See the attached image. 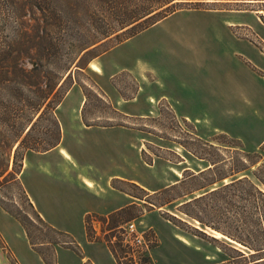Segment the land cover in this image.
<instances>
[{"label":"rangeland","instance_id":"374dc122","mask_svg":"<svg viewBox=\"0 0 264 264\" xmlns=\"http://www.w3.org/2000/svg\"><path fill=\"white\" fill-rule=\"evenodd\" d=\"M237 1L238 4L185 7L170 14L161 23L151 26L153 28L140 32L137 34L140 35L138 38L120 49L121 54L115 58V63L138 60L147 67L146 70L154 69L158 82H148L145 92L156 97L166 96V101L149 108L148 114L138 116L125 112L128 110L125 101L135 99L142 86L131 73L117 74L104 91L101 87V84H105L102 76L90 67L94 62L102 68L99 57L107 49L121 44L115 38L121 32L99 43L101 45L90 53L81 54L78 61L82 58V68L73 65L71 78L62 90L64 93L69 88L71 90L79 86L88 89L85 115L93 124L110 123L113 127L122 125L121 127L137 131L136 139L129 137L130 161L131 164H136L137 147L141 148L147 164V178L149 175L155 177L159 185L169 184L173 179L178 181L177 184L185 180L170 194L153 196L155 193L146 190L152 195L148 198L151 202L160 204L176 195L194 193L160 209L145 207L139 199L130 196L133 202L130 206H136L125 210L126 212L106 217L88 216L85 220L86 234L92 238L89 239L87 235L86 239L79 215L70 212L67 201L78 207L90 202H82L79 191L72 185L71 193L68 194L65 190L69 185L67 183H55L52 186V181L50 187H32L33 177L39 176L43 181L46 180L41 171H36L35 166H32L22 180L28 185L34 198L38 202H45L49 207L56 230L69 235L61 236L53 232L47 224H43L30 206L20 173L24 156L30 152L20 149L16 156L15 147L9 165V172L14 171L15 175L1 181L0 264H46L36 251L26 252L27 243L22 238L25 232L23 225L2 206L27 221L37 249L54 264H95L98 251L96 246H91L92 243L99 247V244H104L108 248L111 245L116 250L120 264H248L250 260L244 259L237 252L240 250L248 256L245 248L225 236L216 237L217 231L190 219L180 210V203L204 193L207 189L196 190L214 179L215 175L228 176L235 170L247 168L248 171L224 179L223 182L228 184L243 175L256 183L252 172L264 166V153L260 150L264 144V80L260 76L261 70L264 71V0ZM151 5H154V0H0V43H9L14 39L18 32V23L23 19L25 26L31 28L29 37L25 39L33 47L30 56L34 61L37 60L39 50L35 49V45L45 36L42 29L45 25L42 26L38 18H42L41 11H45L50 13L44 16L49 24L66 29L60 35L63 40L60 49L63 50L64 59H70L76 56L78 46L92 40L99 31L117 27L119 20ZM67 27L72 28L77 36L81 33L84 40L79 36L81 42L78 41L79 37L76 38L75 34L67 37ZM46 34L47 39H53L56 33L47 30ZM228 35L250 41L257 47V54H249L251 61L233 54L236 49L234 44L225 41L218 44V36ZM25 66H31L29 60H25ZM247 79H250V83L245 84ZM239 81L244 88L251 85L258 95L256 98L252 97L251 108L238 107L241 100L231 96L239 91ZM145 92L142 91V96ZM77 95L74 92L64 101L60 111L64 122L67 119L70 121V116L80 115L75 107L81 99ZM116 98L120 103L118 105L114 101ZM136 107L133 111H142ZM55 111L57 115V109ZM82 112L83 109L81 115ZM183 114L190 115V120L182 117ZM196 118L199 120L194 122ZM48 131L53 132L51 137L55 138L54 127L49 122L42 121L32 133L30 143L47 139ZM70 132L67 129V134ZM93 140L87 154L90 161L87 165L91 166L89 174L97 176L98 159L102 151L93 146ZM208 161L217 164L214 166ZM256 162L259 163L254 165ZM55 166L53 158L42 161V169H54ZM210 168L214 172H204L203 177L199 176L197 179L191 176L192 173L198 176L200 172ZM258 175L264 179V169ZM116 184L134 196L144 195L134 186ZM217 185L219 184L213 186ZM250 186L249 183L241 185V196L244 199L248 200L249 193H253ZM261 188L264 190L262 186ZM164 189L166 188L160 191ZM122 199L114 197L113 201L118 203ZM230 200L229 198L228 201ZM234 203L235 206L242 207L241 216L247 217V213H250L247 201L235 198ZM207 204L214 205L211 201H206L200 207L189 210L198 213L203 221L225 230L232 223L226 222V218L231 220L233 217H240L236 209L234 213V209H229L224 201L217 204L216 209L220 211L209 209ZM186 209L182 208L183 211ZM111 216L113 218L108 220ZM130 224L135 225V232L129 234L127 230V234L126 229ZM115 226L117 227L113 228ZM68 227L73 231L66 232L64 229ZM136 237L141 238V243L135 241ZM82 257H86L88 261L82 262ZM99 263L113 264L108 255L101 257Z\"/></svg>","mask_w":264,"mask_h":264},{"label":"trees","instance_id":"16d2710c","mask_svg":"<svg viewBox=\"0 0 264 264\" xmlns=\"http://www.w3.org/2000/svg\"><path fill=\"white\" fill-rule=\"evenodd\" d=\"M213 4H238V1L154 0V5L139 9L135 11L133 15L119 20L117 27H110L107 30L105 29L104 31H99L96 36H93L92 40H89L86 42V44L80 45L76 48V56L78 58H75V56L70 59L69 57L67 59H64L63 50L60 49L63 43V40L61 39L62 37L60 35L63 34L66 29L60 28L54 24H49L46 21V17L44 16L50 13H46L45 11L40 10L43 14V17L38 18V20L41 21V25H45H42L44 26L42 27V29H44L45 36L42 35L43 37H41L40 42L36 43L35 45L37 46L35 47V49L39 51L37 54V60L34 61V59H32V57L30 56V52L33 50V47L28 45L25 41V39L30 35L31 28L30 26L26 27L25 21H23L22 19L21 22L18 23V32L17 35L14 36V39L9 43H0V190L2 189L3 185L1 181L11 177L12 175H15L14 171L9 172L11 153L15 147H17L15 153L17 156L20 149H24L25 152L45 153L59 145L61 141V125L55 110L62 103L65 95L70 90L69 88L66 92L62 93L65 83L68 81V79L71 78L73 65L76 64V67L82 68L80 66L82 58L78 61L81 54L90 53L92 50H95L101 45L99 43L110 38L113 35H116L119 32L121 33L116 35L115 38H117V41H119L120 44L125 40L136 36L147 28H150L151 26L155 25L156 23L160 22L161 20L178 10L184 9L185 7L209 6ZM47 30L51 31V33L55 32V38L47 39ZM65 34L67 35V37L73 36V34H75L76 38L80 36L84 40V36L81 33H79V36H77V34L74 33L73 29L70 27H67V32ZM80 37L78 41L81 42ZM124 38L125 40H121ZM110 49H107L105 52ZM25 60L30 61L31 66L29 68L25 66ZM80 87L82 88L85 97L88 98V89L84 86ZM86 105L87 101L83 108L82 117L84 123L87 126L113 127V125L110 123L108 125H98L88 121L85 115ZM42 121H47L54 127L55 138L51 137V134H53V132L48 131L47 139H44L43 141H35L33 144H31L30 137ZM260 150L262 153H264V144L260 147ZM258 163L259 162H256L254 163V165H257ZM210 164L215 166L217 163L210 162ZM263 169L264 166H260L257 170L252 172V176L255 177L256 183L252 182L248 177H244L243 175L236 179H233L228 184H225L223 182L224 179L248 171L249 169L247 168H245L244 170H235L233 174L228 176L215 175L216 177H214V179L196 190L199 191L202 189H207L204 193H201L197 196H192L190 199L180 203L182 204L180 210L187 217L199 221L205 227H209L217 231V233L219 232V234L221 233V235L234 241L235 244H238L241 247L245 248L249 254L248 256H246V254H244L240 250L237 252L240 254V256H243L244 259L250 260L248 264H264V190L261 188V186L264 188V179L260 178L258 175V172L263 171ZM204 172H214V169L210 168L206 171L200 172L198 176L192 173L191 176L197 179L199 176L203 177ZM184 181H180L179 184L156 192L155 194H153V196L170 194L174 190L178 189ZM245 183L251 184L250 187H252L253 191V193H249L248 200L244 199L241 196V185ZM216 184L219 185L213 186ZM127 185L138 188L144 193V195L142 197L134 196L126 189H123L119 187L118 184L114 183L115 188L129 194L133 198L139 199V201H141L145 205V207H149L150 209L154 207L160 209L174 201H177L194 193L188 192L182 195H176L168 201L160 204H155L148 199L152 197L149 192L131 183H128ZM210 186L213 187L208 188ZM25 196L27 197L30 206L36 213L37 218L43 224H47V226L50 227L53 232L60 234L61 236L65 235L69 237V235L59 232L55 227L48 224L40 216V214L37 213L33 203L31 202L26 192ZM228 196H230V201H228ZM235 198L240 199V201H247V205L249 204L248 208L250 209V213H247V217L244 215L241 216L242 207L235 206ZM206 201H211V203H214V205H206L211 210L218 208L217 204H219L220 202L223 203L224 201L225 204L229 206V209H234V213L236 209L240 217L238 219L233 217V219L231 220L226 218V222H232L231 226L228 227L229 229L225 230L220 227H215L210 222L203 221L200 218L199 214L195 211L193 212L189 210V208L192 207H200V204H203ZM133 206L136 205H132L124 208L121 211L115 212L114 214H112V216L118 213L121 214L122 212H126L125 210H128ZM2 207L10 215L21 222L33 250L40 254L46 264H54L48 258H46V256H44L41 251L37 249V243L34 242L31 236L30 230L27 226V221L14 212L10 211L8 208H5L4 206ZM182 208L187 209L183 211ZM248 208L245 209L248 210ZM216 210L220 211L219 209ZM112 216L108 218V220H111V218H113ZM116 227L117 226L113 228ZM87 235L89 239L92 238L88 233ZM71 242L74 243V241ZM49 243L52 244L53 242ZM64 245L70 244L64 243ZM109 249L119 263V258L117 256L115 248L110 245Z\"/></svg>","mask_w":264,"mask_h":264},{"label":"crops","instance_id":"0c3cea01","mask_svg":"<svg viewBox=\"0 0 264 264\" xmlns=\"http://www.w3.org/2000/svg\"><path fill=\"white\" fill-rule=\"evenodd\" d=\"M139 36L140 35H137L121 43L117 47L107 51L101 57H99V62L102 65V68L100 66L95 65L94 62L90 64V67L96 72L100 73V76H102L103 81L105 82V84H101L103 90L106 89L105 87H108L107 85L117 74L121 72L131 73L138 80V82L142 84V86L139 88L138 94L135 99L125 101L128 109L125 112L128 115L144 116L150 112L149 108L155 107L161 101H166V96L156 97L152 93L147 94L145 92V88L147 87L146 85L148 82H158L154 69H152V71L146 70L147 67L144 66L143 63L138 60L125 61L123 64H120V62L115 63V58L121 54V52H119L120 49L123 46L130 44ZM216 41L218 42V44L219 42L224 43V41L226 43L234 44L236 46V49L233 54H236V56L238 57H245L249 61L252 60V58L249 56L251 52L257 54V47L253 45V43H251L250 41L235 39L231 35H228L226 37L218 36V38H216ZM261 71L262 75L260 76L264 80V71ZM248 83H250V79H247L245 81V84ZM237 88L239 89V91H237L235 94H231V96L234 95L236 98L241 100V103L239 104L240 106H238L237 104L236 106L240 108H251V101L253 100L252 97H258L256 91L252 89L251 85H249V88H244L243 84H241L240 81L237 83ZM248 89H250L249 92ZM142 91L145 92L143 93V96ZM74 92H77V98H81L79 104L77 103V105L75 106L78 108V111H80V115H77L76 117L70 116L71 120L69 121L67 119L64 122L60 116V111L64 106V101L67 100V98H69ZM117 99L118 98L114 99V101L118 105L120 103ZM85 101L86 98L80 86L78 88H71L63 102L57 108V117L61 125V141L59 145L45 153H28L25 156L24 165L21 172V181L27 192V195L29 196L31 202L35 205V208L39 212L40 216L45 221H48L49 224H51L53 227L56 226V223L52 219L49 207L45 204V202H38V200L34 198L32 192L28 188V185L25 184L22 180L24 174L29 168L35 166L36 171H41L43 176L46 178V180H44L46 182H44L39 176L33 177L32 187L49 186L51 182L54 181L52 186L55 183L69 184L66 186L65 189L68 194L71 193L72 186L74 187V189L78 190L81 201L84 203L90 202V204H85L82 207H78L74 205L71 201L67 202L70 204V212L77 213L79 215V220L81 221L82 225V232L84 233L87 239L85 220L88 216L99 215L106 217L110 214L121 211L124 208L133 204V202H131L130 195L115 188L114 183H131L140 188L156 193L163 188L176 185L178 181L173 179L169 184L159 185L155 177L149 175V178H147V164L143 159V150L141 151V148L137 147L136 153L138 160L136 164H131L130 161L129 137L133 136L134 139H136L137 131L130 130L121 126H87L84 123L83 117L81 115V111L84 107ZM136 106H138L139 109H142V111H133L134 108H137ZM75 107H73L72 110H74ZM170 107L172 108L173 105H171ZM182 117L190 120L191 116L188 114H183ZM197 120L199 119L196 118L193 121L197 122ZM69 125H71L70 128ZM67 129H70L71 131L68 134ZM92 139H94L93 141H95L92 143L93 146L97 147L100 151H102L98 159L97 176H92L89 174V169L91 168V166L87 165V163L90 162L88 159L89 155L87 154L89 150H91L90 142ZM49 158H53L55 160V168L47 169V167H45V169H42V161L48 160ZM153 167L154 166H150V168ZM114 197H122L123 199L121 202L115 203L113 201ZM64 230L66 232L73 231L69 227L65 228ZM22 238L23 240H26L27 243L25 247L26 252H28L29 250H33L27 237L26 231L23 233ZM99 245L101 247L93 245V243L91 245L96 246V250L98 251L95 256L97 262L95 261L94 263L100 264V258H105L106 255H108V258L111 259L113 264H118L109 248L104 244ZM86 260V257H82V262Z\"/></svg>","mask_w":264,"mask_h":264},{"label":"built area","instance_id":"2783aa9c","mask_svg":"<svg viewBox=\"0 0 264 264\" xmlns=\"http://www.w3.org/2000/svg\"><path fill=\"white\" fill-rule=\"evenodd\" d=\"M134 229H135V225L130 224V225L128 226V229H126V231L128 230V231H129V234H131V233L135 232ZM128 231H127V234H128ZM135 241L141 243V238L136 237V238H135Z\"/></svg>","mask_w":264,"mask_h":264},{"label":"bare ground","instance_id":"6f19581e","mask_svg":"<svg viewBox=\"0 0 264 264\" xmlns=\"http://www.w3.org/2000/svg\"><path fill=\"white\" fill-rule=\"evenodd\" d=\"M90 66H91V65H90ZM94 66H95V65H94ZM215 233H216V235H215L216 237H218L219 235L222 236V237H224L223 235H221V234H219V233H217V232H215ZM227 239H228V238H227Z\"/></svg>","mask_w":264,"mask_h":264}]
</instances>
